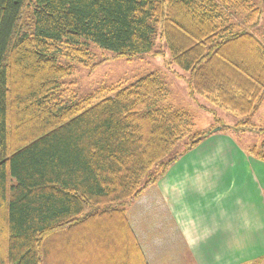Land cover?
Listing matches in <instances>:
<instances>
[{
	"label": "trees",
	"instance_id": "16d2710c",
	"mask_svg": "<svg viewBox=\"0 0 264 264\" xmlns=\"http://www.w3.org/2000/svg\"><path fill=\"white\" fill-rule=\"evenodd\" d=\"M223 7L248 25L261 13L252 0H0V264H47L41 241L56 234L69 247L79 237L62 264H147L126 206L204 137L190 113L158 106L168 91L156 73L66 94L61 79L90 64L89 44L134 57L159 31L189 96L240 119L228 127L254 133L246 151L264 160V123L253 120L264 45L222 22Z\"/></svg>",
	"mask_w": 264,
	"mask_h": 264
},
{
	"label": "crops",
	"instance_id": "0c3cea01",
	"mask_svg": "<svg viewBox=\"0 0 264 264\" xmlns=\"http://www.w3.org/2000/svg\"><path fill=\"white\" fill-rule=\"evenodd\" d=\"M141 201L147 218L139 225L162 219V211L194 264H264V160L234 135L205 137ZM157 231H166L163 224Z\"/></svg>",
	"mask_w": 264,
	"mask_h": 264
},
{
	"label": "rangeland",
	"instance_id": "374dc122",
	"mask_svg": "<svg viewBox=\"0 0 264 264\" xmlns=\"http://www.w3.org/2000/svg\"><path fill=\"white\" fill-rule=\"evenodd\" d=\"M252 2L261 9L256 23L248 25L243 19L246 13L243 14V12L235 11L233 8L229 9L228 7L222 8L221 21L234 24L236 25V29L239 30H249L264 45V0H252ZM88 46L92 55L90 64L84 66L79 63H74L72 73L61 79V84L66 89V94L80 99L85 95L94 93L100 87L107 88L116 87L120 84L125 85L133 82L140 76L156 73L164 81L168 91L167 97L160 101L158 106H169L173 109L190 113L193 116L195 133L204 132L203 134H205L215 127H220L218 131L209 133L207 136L221 131L223 133H229L234 135L238 143L242 147L245 146V148L257 140L256 137H253L254 133L253 135L247 131L241 133L239 131H233L228 127V125H233L240 120L231 115V113L214 105L212 106L205 97L200 95H196V97L189 96L185 81L187 74L172 62L163 38L159 35V31L156 33L154 46L150 53L139 56L120 57L92 44ZM59 61L62 62L63 58ZM204 107L212 109V112L207 111ZM253 120L260 124L264 123V104L259 108ZM185 143L186 139H183L176 145L173 152L180 153L184 151L186 149ZM193 148L188 149L186 152ZM186 152H183L181 156ZM136 201L127 204V217L133 233L136 236L135 238L138 240L145 262L147 264H194L190 254L185 252L180 238L171 226L170 221L163 219L162 211H160L162 219L156 220L153 224L139 225L138 218L140 216L144 220L147 218L146 209L148 202ZM158 206L162 208L161 203ZM94 209L104 210V206ZM162 224L166 231L158 232L157 230L162 227ZM71 231L73 233V229ZM98 236L100 237V233ZM64 238V234H56L52 237L46 235L43 241H41V246H44L43 258L47 264H62L59 262L60 258L66 259L65 262L70 260L71 255L68 252L74 249L73 241H77L79 237L77 236V239L71 240V250L69 246L65 245ZM71 239H73V234L71 235ZM87 241L88 239L85 245L89 247L90 244ZM77 252L81 253V250ZM88 252L92 253L90 250L85 251V253Z\"/></svg>",
	"mask_w": 264,
	"mask_h": 264
},
{
	"label": "water",
	"instance_id": "95a60500",
	"mask_svg": "<svg viewBox=\"0 0 264 264\" xmlns=\"http://www.w3.org/2000/svg\"><path fill=\"white\" fill-rule=\"evenodd\" d=\"M219 129H220V127H215V128H213L212 130L206 132V133L204 134V137H206L209 133H212V132H214V131H218Z\"/></svg>",
	"mask_w": 264,
	"mask_h": 264
}]
</instances>
